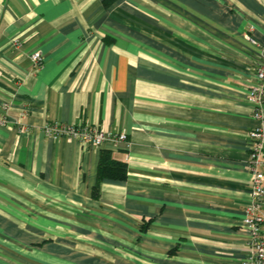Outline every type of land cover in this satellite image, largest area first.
Segmentation results:
<instances>
[{"label":"crops","instance_id":"1","mask_svg":"<svg viewBox=\"0 0 264 264\" xmlns=\"http://www.w3.org/2000/svg\"><path fill=\"white\" fill-rule=\"evenodd\" d=\"M263 43L264 0H0V264H241Z\"/></svg>","mask_w":264,"mask_h":264},{"label":"built area","instance_id":"2","mask_svg":"<svg viewBox=\"0 0 264 264\" xmlns=\"http://www.w3.org/2000/svg\"><path fill=\"white\" fill-rule=\"evenodd\" d=\"M247 40L257 46V42L251 38ZM260 61L255 69V84L248 93L247 100L253 108V117L258 126L249 132V168L252 173L250 183V203L244 212L241 221L242 227L249 234L247 240V255L241 264H264V43L259 45ZM30 60L36 68L41 67L43 58L39 52L30 56ZM2 111L7 113L8 108L3 105ZM43 134L53 140L65 139L75 141L81 146L99 148L105 142H125V134H113L111 132L90 126L88 124L73 126L60 124H45L42 127Z\"/></svg>","mask_w":264,"mask_h":264},{"label":"trees","instance_id":"3","mask_svg":"<svg viewBox=\"0 0 264 264\" xmlns=\"http://www.w3.org/2000/svg\"><path fill=\"white\" fill-rule=\"evenodd\" d=\"M117 0H103V5L107 8L113 5ZM99 178H124L125 177V166L112 161L109 156L105 153L101 156L99 168H98Z\"/></svg>","mask_w":264,"mask_h":264}]
</instances>
